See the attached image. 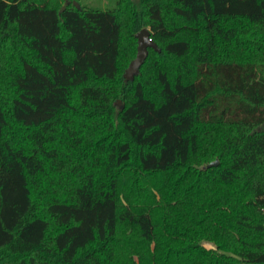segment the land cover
<instances>
[{"label":"trees","instance_id":"16d2710c","mask_svg":"<svg viewBox=\"0 0 264 264\" xmlns=\"http://www.w3.org/2000/svg\"><path fill=\"white\" fill-rule=\"evenodd\" d=\"M65 1L0 0V264H264V0Z\"/></svg>","mask_w":264,"mask_h":264},{"label":"water","instance_id":"95a60500","mask_svg":"<svg viewBox=\"0 0 264 264\" xmlns=\"http://www.w3.org/2000/svg\"><path fill=\"white\" fill-rule=\"evenodd\" d=\"M77 7H79V4L77 1H74ZM65 7H62L61 10H64ZM137 37V53L135 58H133L127 68L125 69L123 73V77L125 81H132L134 80L135 76L139 74L140 68L144 61L146 60L148 54H149V48L152 47L158 51H160V48L158 47L157 43L152 40L151 38V32L149 28L145 27L139 30L136 33ZM116 105H118L120 108L124 107V104L121 103L120 100L115 102ZM219 161L216 159L208 164V167L216 166L218 165Z\"/></svg>","mask_w":264,"mask_h":264},{"label":"rangeland","instance_id":"374dc122","mask_svg":"<svg viewBox=\"0 0 264 264\" xmlns=\"http://www.w3.org/2000/svg\"><path fill=\"white\" fill-rule=\"evenodd\" d=\"M71 1H77L78 4H79V6L81 4L82 5H85V6H93V7H100V8H114V7L117 6V0H80V2L78 0H71ZM67 3H68V0L63 3V6L62 7H65ZM118 100H120L121 103L124 104V102L122 101V99L119 98L116 101H118ZM116 106L119 107L118 105H116ZM216 159L219 161L218 158H216ZM206 245L208 247H212V244L211 243H206Z\"/></svg>","mask_w":264,"mask_h":264}]
</instances>
